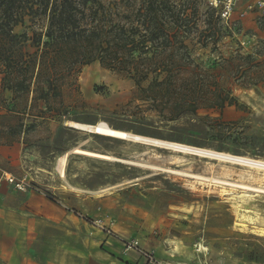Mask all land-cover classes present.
<instances>
[{"label":"rangeland","instance_id":"374dc122","mask_svg":"<svg viewBox=\"0 0 264 264\" xmlns=\"http://www.w3.org/2000/svg\"><path fill=\"white\" fill-rule=\"evenodd\" d=\"M194 1L187 51L176 52L172 62L185 65L187 85L198 78L206 85L196 115L189 103L146 97L134 80L99 62L84 66L50 105L2 91L0 73V112L15 106L25 124L36 123L25 134L19 162L0 158V173L24 183L20 189L2 181L0 264H148L146 253L165 264H264V236L239 225L236 209L244 204L252 216L264 213V195L219 182L256 187L264 183L259 170L71 125L106 121L144 136L264 159V9L260 0H237L212 33L209 19L217 12ZM219 91L238 104L219 109ZM174 109L183 113L170 120ZM249 170L254 177L245 175Z\"/></svg>","mask_w":264,"mask_h":264},{"label":"trees","instance_id":"16d2710c","mask_svg":"<svg viewBox=\"0 0 264 264\" xmlns=\"http://www.w3.org/2000/svg\"><path fill=\"white\" fill-rule=\"evenodd\" d=\"M195 4L194 0H0L1 90L50 105L76 82L84 66L99 62L134 80L146 97H165L178 107L189 103L196 115V100L203 98L206 85L200 78L187 85L182 77L185 65L172 62L176 52L187 51ZM217 15L209 19L212 33L220 29ZM18 26L25 30L16 32ZM175 43L181 47L170 49ZM229 93L216 94L219 109L238 104ZM23 113L15 106L0 112V120H7L0 122L2 143L35 127V122L25 124ZM182 113L174 109L166 117L173 120Z\"/></svg>","mask_w":264,"mask_h":264},{"label":"bare ground","instance_id":"6f19581e","mask_svg":"<svg viewBox=\"0 0 264 264\" xmlns=\"http://www.w3.org/2000/svg\"><path fill=\"white\" fill-rule=\"evenodd\" d=\"M71 125L76 128L87 130L88 132L100 134L103 136H109V137H113L116 139H123V140L153 145L159 148L170 149L172 151L184 153V154L196 155V156L208 158V159L219 161V162L226 163V164H234V165L246 167L249 169H256L260 171L258 177H260L262 181L264 180V159L262 158L250 157L246 155H237V154H232V153H228L224 151H217V150L209 149L205 147L189 145V144H185V143H181L177 141H170V140H164V139H159V138L150 137V136H144V135L132 133L127 130L119 129L117 127L110 125L106 121H98L95 124H86V123L73 121ZM74 151L76 153L84 154L86 156L97 157V158H102L106 160H116L117 159L113 155L102 153L99 151L84 149V148H76L74 149ZM61 159H62L61 174L62 176H64L65 175L64 165L66 161L65 160L66 155L62 156ZM247 172L248 173L245 175L254 177L255 174L251 172V170ZM219 182L226 184V185L239 187L245 190H251L255 193L257 192L258 194L264 195V188L262 187H250L249 185L234 184L229 181H219ZM236 209H237V214H238L237 223L239 225H241L244 229H247V227H249L250 225H253V228H255V230L257 229L256 231L264 236V213L256 212L255 215L252 216L250 214L252 212L251 207L250 208L246 207L244 206V204L237 205Z\"/></svg>","mask_w":264,"mask_h":264},{"label":"built area","instance_id":"2783aa9c","mask_svg":"<svg viewBox=\"0 0 264 264\" xmlns=\"http://www.w3.org/2000/svg\"><path fill=\"white\" fill-rule=\"evenodd\" d=\"M205 1L207 2L209 7L214 8L217 14H219L221 18L225 19L227 22L233 12L237 0H205ZM259 5L261 8L264 9V0H260ZM3 180H8L9 182L14 183L16 187L20 189H22L24 186L23 182L20 181L17 182L15 180V177L12 176L7 171H2L0 173V188ZM130 246L136 247L137 242L131 243ZM146 255H147L148 264H165L158 261L152 254L146 253Z\"/></svg>","mask_w":264,"mask_h":264},{"label":"crops","instance_id":"0c3cea01","mask_svg":"<svg viewBox=\"0 0 264 264\" xmlns=\"http://www.w3.org/2000/svg\"><path fill=\"white\" fill-rule=\"evenodd\" d=\"M25 134H21L19 137H16L12 142H9V143H5V142L2 143V141H0L1 142L0 158L7 159V160H13V162H19L21 158L20 152L22 151V145L25 139ZM248 185L252 187L253 183H248ZM257 186L264 188V183L257 184Z\"/></svg>","mask_w":264,"mask_h":264}]
</instances>
